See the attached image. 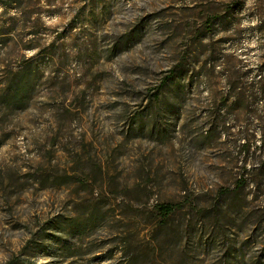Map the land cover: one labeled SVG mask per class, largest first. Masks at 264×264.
<instances>
[{"label": "rangeland", "instance_id": "rangeland-1", "mask_svg": "<svg viewBox=\"0 0 264 264\" xmlns=\"http://www.w3.org/2000/svg\"><path fill=\"white\" fill-rule=\"evenodd\" d=\"M0 264H264V0H0Z\"/></svg>", "mask_w": 264, "mask_h": 264}, {"label": "trees", "instance_id": "trees-1", "mask_svg": "<svg viewBox=\"0 0 264 264\" xmlns=\"http://www.w3.org/2000/svg\"><path fill=\"white\" fill-rule=\"evenodd\" d=\"M169 79L170 78H168V80H167L168 82H169ZM178 207H179V205H175V204H163V205L159 206V211H160L162 216L167 218L170 215L174 214Z\"/></svg>", "mask_w": 264, "mask_h": 264}]
</instances>
